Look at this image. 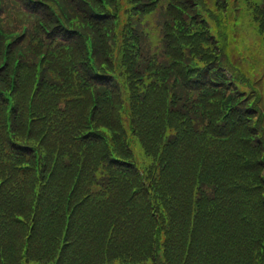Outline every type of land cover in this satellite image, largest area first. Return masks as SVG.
I'll list each match as a JSON object with an SVG mask.
<instances>
[{
    "label": "trees",
    "instance_id": "1",
    "mask_svg": "<svg viewBox=\"0 0 264 264\" xmlns=\"http://www.w3.org/2000/svg\"><path fill=\"white\" fill-rule=\"evenodd\" d=\"M0 1V264H264V97L203 0Z\"/></svg>",
    "mask_w": 264,
    "mask_h": 264
},
{
    "label": "rangeland",
    "instance_id": "2",
    "mask_svg": "<svg viewBox=\"0 0 264 264\" xmlns=\"http://www.w3.org/2000/svg\"><path fill=\"white\" fill-rule=\"evenodd\" d=\"M243 12V10L241 12H231L228 21H230L232 16H246V13ZM246 26L247 21L245 19L241 20V23H239L238 19L230 22L228 35L230 41L232 40V43L235 42L228 48L229 54L235 60H238L240 56L246 59L250 57L256 61L262 60L264 58V41L261 40L258 32H256L254 24H251L250 27ZM240 67L242 69L246 68ZM29 264L38 263L30 262Z\"/></svg>",
    "mask_w": 264,
    "mask_h": 264
}]
</instances>
